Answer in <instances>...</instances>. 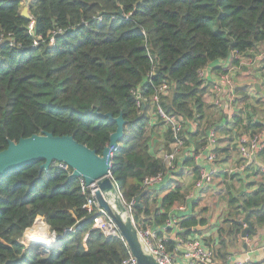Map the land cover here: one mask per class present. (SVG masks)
Instances as JSON below:
<instances>
[{
	"label": "trees",
	"instance_id": "trees-1",
	"mask_svg": "<svg viewBox=\"0 0 264 264\" xmlns=\"http://www.w3.org/2000/svg\"><path fill=\"white\" fill-rule=\"evenodd\" d=\"M22 2L0 0V152L9 141L47 132L69 135L102 155L117 129L105 115L122 116L124 136L113 153L111 174L126 202L146 191V178L166 173L158 155L173 139L166 121L150 115L157 89L167 85L160 106L169 117L202 125L211 107L200 71L264 44V0H36L31 20L21 16ZM249 129L255 134L260 126ZM188 134L187 146L205 130ZM203 145L197 144L196 152ZM42 165L0 178V264H122L129 259L121 237L93 228L96 209L87 206L91 190L70 178L72 169L41 171ZM182 165L199 174L194 157ZM176 183L160 206L147 192L143 207L133 211L137 224L162 226L174 207L186 203ZM226 202L228 213L217 236L204 239L220 263L242 242L247 216L255 231L248 238L264 227V181L250 194L233 195L229 189ZM38 218L60 237L48 253L23 242ZM204 225V218L185 217L181 235L202 233L195 229Z\"/></svg>",
	"mask_w": 264,
	"mask_h": 264
},
{
	"label": "crops",
	"instance_id": "crops-1",
	"mask_svg": "<svg viewBox=\"0 0 264 264\" xmlns=\"http://www.w3.org/2000/svg\"><path fill=\"white\" fill-rule=\"evenodd\" d=\"M260 51L261 49L250 50L243 55H231V59L239 58V61L233 60L236 85L235 102H230L229 91L227 90L222 93V105L217 106L215 104L212 82L220 75L219 70L221 69L219 67H221L223 60L204 69L205 76L208 79L204 81L205 86L208 87L205 99L211 107L205 119L217 121L214 126L218 129L221 137L217 147L218 164L221 170L210 185L198 191L195 185L198 174L194 171V167L181 164L179 171H182L183 176H177L176 182L180 183L186 195V203L179 204L172 210L176 212L181 206H186L187 214L197 216L198 219L204 218L207 225L203 227H206V230L204 229L202 233H196L204 239L217 236V228L228 213L227 202L221 205L220 199L223 197L226 201L229 189H231L233 195L239 193L250 194L257 189L260 182L264 181V169H262L264 168V152L254 163L246 164L240 158L238 151L240 134L248 132L251 135L253 132L249 128H252L255 124L260 126V130L255 133L264 132V78L262 76L264 74V51ZM257 85L259 89L256 87ZM221 108H224L225 112L219 110ZM229 108L230 111H228ZM219 111L220 113H217ZM225 113H229V117ZM199 128L202 129L201 122ZM208 129H205L204 136L197 141L192 139L190 145H186L187 148L184 149L181 157L183 155L184 158L188 157L190 151L194 150L197 144L202 142L205 144ZM188 139H190V135ZM199 165L201 168H211L207 161H201ZM234 190H237V193H234ZM154 195L158 201V206H160L166 192H155ZM262 244H264V227L259 228L252 238H243L242 242L232 251L230 259L264 264V251L260 248Z\"/></svg>",
	"mask_w": 264,
	"mask_h": 264
},
{
	"label": "built area",
	"instance_id": "built-area-1",
	"mask_svg": "<svg viewBox=\"0 0 264 264\" xmlns=\"http://www.w3.org/2000/svg\"><path fill=\"white\" fill-rule=\"evenodd\" d=\"M32 19V16L30 20ZM30 28H34V23H31ZM37 44V42H35ZM232 57L223 60L221 67H219L220 75L212 82L213 93L215 96V104L222 105V93L229 91L230 102H235L236 85L234 79V63ZM239 61V60H238ZM240 63V62H239ZM205 69V68H204ZM201 70L199 76L202 80L207 81L205 71ZM168 92L167 85L164 84L157 89L156 95L153 97V103L156 106V118H162L166 121V129H171L173 142L170 144V149L161 150V155L165 164L166 173H160L154 177L146 178L143 187L148 193H151L152 199L156 202L155 192L170 193L176 188V178L179 176V166L184 161V155L181 157L184 149L187 148L186 142L188 140V133H195L199 129V124L193 120H187L180 116L178 119L169 117L160 106L161 95H166ZM138 106H141L140 91L138 93ZM188 128L186 129V126ZM219 142L218 129L214 126L208 129L205 144L196 152V148L188 154V157H194L195 163L199 168V174L195 182L196 190L201 191L206 186L210 185L215 177L220 173L219 158L217 155V147ZM238 151L240 158L246 164L254 163L258 157L264 152V132L249 135V133H242L238 138ZM160 154V153H159ZM187 158V157H186ZM207 161L211 168H201L199 162ZM52 167H58L70 172L68 165L64 163H55ZM264 169V168H262ZM83 189L91 190V197L88 200V209L93 211L96 209V217L94 219L93 228L99 230L107 237H121L116 224L109 218L107 213L101 209L96 201L94 187H88L83 178H79ZM119 197L122 199L127 214L131 216L139 232L140 238L144 243L146 249L151 252L157 259L159 264H254L247 260H229L225 263H220L214 251L205 244L204 238L200 235H190L183 237L180 228L181 221L192 214H187V207L181 206L178 210L170 213L169 219L162 226H146L142 223H136L134 218L133 202H126L119 191ZM197 202V200H196ZM73 232V230H69ZM26 235V234H25ZM29 237V235L27 236ZM55 238V237H54ZM55 241V239H54ZM53 243L45 249L47 253L53 246ZM57 242V241H56ZM55 242V243H56ZM171 242L174 249H169L167 243ZM36 242L30 244L34 245ZM42 247V246H37ZM264 251V244L260 247ZM42 252V251H41ZM43 253H45L43 251ZM122 264H137L135 258L130 254L129 259L123 261Z\"/></svg>",
	"mask_w": 264,
	"mask_h": 264
},
{
	"label": "water",
	"instance_id": "water-1",
	"mask_svg": "<svg viewBox=\"0 0 264 264\" xmlns=\"http://www.w3.org/2000/svg\"><path fill=\"white\" fill-rule=\"evenodd\" d=\"M21 16L27 20L30 19L31 7L24 9ZM256 87L259 89L258 85ZM105 117L115 122L117 129L112 134L110 143L102 155H98L95 150L78 143L69 135L55 136L46 132L42 135L21 138L18 142L9 141L8 147L0 152V178L12 171L41 161H43L41 171H48L57 162L68 165L72 169L70 178H83L88 187L95 188V198L99 207L116 224L121 238L126 242L137 264H159L155 256L146 249L134 220L127 214V209L119 197V190L111 174L113 153L119 147V142L124 136L125 121L122 116L114 118L111 114H107ZM146 195L147 191H144L134 201L135 209L143 207L141 199ZM245 222L247 227L244 230L243 238L247 239L255 231L248 216L245 218ZM205 228L198 226L195 230L203 231ZM52 234L55 237V242L60 239L54 233ZM34 245L39 246L40 244L35 243ZM45 249L43 251L47 253Z\"/></svg>",
	"mask_w": 264,
	"mask_h": 264
},
{
	"label": "rangeland",
	"instance_id": "rangeland-1",
	"mask_svg": "<svg viewBox=\"0 0 264 264\" xmlns=\"http://www.w3.org/2000/svg\"><path fill=\"white\" fill-rule=\"evenodd\" d=\"M36 2V0H23V2H22V11L24 10V9H28L29 7H30V5H32V4H34ZM260 49H261V51L260 52H263L264 51V45L263 46H260ZM258 54H260V53H258ZM239 74H240V72H239ZM263 76V78H264V74L262 75ZM219 110H221V111H224L225 112V110H224V108H221V109H219ZM231 109L229 108V110L228 111H230ZM217 113H220V111L219 112H217ZM150 115H152V117L154 118V119H157L156 118V116H155V111L153 110V107L151 108V110H150ZM225 115L227 116V117H229V113L228 114H226L225 113ZM226 117V118H227ZM215 124H217V121H209V120H206L205 119V121L203 120V122H202V129H201V133H203V131L206 129H210V128H213L214 127V125ZM206 132V131H205ZM245 133H248V132H245ZM160 137L159 136H157L156 137V139H159ZM221 139V137H220V134H219V142H218V144L220 143V140ZM159 141H160V139H159ZM186 174V173H185ZM234 193H237V190H234ZM220 203H221V205H223L224 203H226V201L223 199V197H221V199H220ZM227 204V203H226ZM41 224H42V226H41ZM45 226V227H44ZM247 227V226H246ZM36 228H39V230H42V229H47V233L51 236V237H53L54 235L52 234V232L50 231V228L47 226V224L44 222V219H42V218H38L36 221H35V224L33 225V227H31L30 229H29V231L26 233V235H25V237H24V243L25 244H27V245H31L30 243H31V240H30V234H32V231L34 230V229H36ZM37 230V229H36ZM40 234V233H39ZM29 235V237H27ZM53 235V236H52ZM248 239V238H247ZM37 243V242H36ZM53 243V242H52ZM51 243V244H52ZM54 244H55V241H54ZM45 248H47V247H45ZM36 249L37 250H40V251H42L43 252V250H44V247H36Z\"/></svg>",
	"mask_w": 264,
	"mask_h": 264
},
{
	"label": "bare ground",
	"instance_id": "bare-ground-1",
	"mask_svg": "<svg viewBox=\"0 0 264 264\" xmlns=\"http://www.w3.org/2000/svg\"><path fill=\"white\" fill-rule=\"evenodd\" d=\"M42 226V224H41ZM45 227V226H44ZM37 229V230H36ZM32 231V234H30V240L32 242H37L39 243L42 247H49L51 245V243L54 241V236L51 237L48 233H47V229H42L39 230V228H36ZM40 233V234H39ZM39 245V246H40Z\"/></svg>",
	"mask_w": 264,
	"mask_h": 264
}]
</instances>
